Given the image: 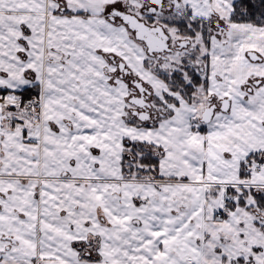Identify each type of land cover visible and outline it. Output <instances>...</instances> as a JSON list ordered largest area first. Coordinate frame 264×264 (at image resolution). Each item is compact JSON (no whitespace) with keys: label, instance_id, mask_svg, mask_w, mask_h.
<instances>
[{"label":"snow or ice","instance_id":"snow-or-ice-1","mask_svg":"<svg viewBox=\"0 0 264 264\" xmlns=\"http://www.w3.org/2000/svg\"><path fill=\"white\" fill-rule=\"evenodd\" d=\"M0 264H264V0H0Z\"/></svg>","mask_w":264,"mask_h":264}]
</instances>
